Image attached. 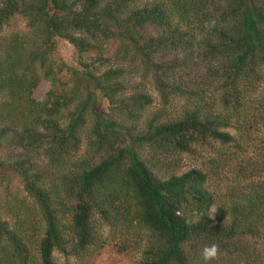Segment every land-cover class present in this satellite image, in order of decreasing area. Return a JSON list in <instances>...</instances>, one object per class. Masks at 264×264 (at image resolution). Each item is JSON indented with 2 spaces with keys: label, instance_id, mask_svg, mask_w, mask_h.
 <instances>
[{
  "label": "trees",
  "instance_id": "obj_1",
  "mask_svg": "<svg viewBox=\"0 0 264 264\" xmlns=\"http://www.w3.org/2000/svg\"><path fill=\"white\" fill-rule=\"evenodd\" d=\"M16 16L26 33L0 40V169L24 199L0 213V264H56L70 242L85 252L98 223L136 264H206L212 244L207 264H264V144L245 158L264 128V0H0V28ZM55 39L74 68L54 64ZM41 80L62 87L36 101ZM213 144L238 165L221 197L209 166L177 164Z\"/></svg>",
  "mask_w": 264,
  "mask_h": 264
},
{
  "label": "rangeland",
  "instance_id": "obj_2",
  "mask_svg": "<svg viewBox=\"0 0 264 264\" xmlns=\"http://www.w3.org/2000/svg\"><path fill=\"white\" fill-rule=\"evenodd\" d=\"M27 26L25 25V21L22 17L16 16L13 18L8 26H3L0 28V40L6 38L9 34L13 32L17 33H26ZM151 31V30H150ZM152 32V31H151ZM106 44H109L107 42ZM76 54L74 53L73 47L62 39H55V50L52 53V60L54 64H65L71 68H74L76 65ZM61 64V65H62ZM131 71L139 70L137 63H134L133 66L130 67ZM56 71V68L54 67ZM65 74V75H64ZM62 76H66L63 78ZM71 72L62 73L58 76V79L61 81V84L70 80ZM58 86L57 89L55 86ZM50 80H41L36 89L33 91V98L36 101H43L48 91L52 88L55 90L60 89L62 86L55 84ZM64 87V84H63ZM152 85L149 88L150 94L154 93L152 90ZM68 88V87H66ZM264 95V74L263 80L256 88V92L253 94V100H257L259 97ZM154 104L158 103V98L156 95H151ZM109 105H107L106 101L100 97L98 106L100 110L102 109L104 112H109ZM227 132L230 135H235V131L232 128H229ZM249 146H245V144H241L246 148L245 150V158H253L256 155L258 147L260 148V143L264 144V128L258 126L256 129L251 131ZM85 142V140H84ZM88 150V146L85 143L82 144L80 149V154ZM11 155H18V159H23L26 156L30 157L32 161L37 163L38 166L44 165V160L39 157L38 153H30L26 152L25 149L22 148H10ZM225 149H219L218 144H213L212 148L199 149L195 154H184L181 156L180 160H178V168L180 172L187 171L192 168H204L205 166H209L207 169L210 173V177L212 178L211 182V190H213L217 195V197L223 196L227 191L228 187L235 183L234 177L237 174V170L233 167L238 166L234 161H225ZM6 151H2L0 154V159H4L6 156ZM212 161L208 162L207 160L212 159ZM211 166V167H210ZM179 172V173H180ZM8 169H0V213L3 217L10 216L8 213L9 210L16 205L19 200L24 199V194L22 192V185L15 178L11 177L12 174H9ZM178 173V174H179ZM237 189L240 188L239 183L235 184ZM27 203V201H26ZM5 210V211H4ZM214 212V208L212 209ZM213 215V213H212ZM98 236L97 242L93 246H91L85 252H79L74 248L72 242L69 243L66 251L64 253L54 252V261L56 264H136L140 257V253L138 250L132 248V246L125 247L123 244L122 238L119 236H110L108 230L104 229L102 224L98 223ZM260 240V239H259ZM256 240L258 242L259 248H261L264 253V243ZM253 243L254 241H250ZM126 249V250H124Z\"/></svg>",
  "mask_w": 264,
  "mask_h": 264
},
{
  "label": "clouds",
  "instance_id": "obj_3",
  "mask_svg": "<svg viewBox=\"0 0 264 264\" xmlns=\"http://www.w3.org/2000/svg\"><path fill=\"white\" fill-rule=\"evenodd\" d=\"M201 255H202L203 260L207 264V262L215 260L218 258V256L220 255V248L217 244L205 246L202 249Z\"/></svg>",
  "mask_w": 264,
  "mask_h": 264
}]
</instances>
